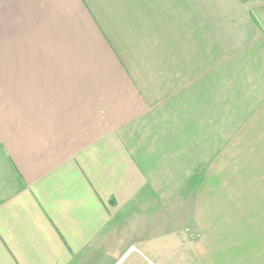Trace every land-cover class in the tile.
<instances>
[{"label": "crops", "instance_id": "0c3cea01", "mask_svg": "<svg viewBox=\"0 0 264 264\" xmlns=\"http://www.w3.org/2000/svg\"><path fill=\"white\" fill-rule=\"evenodd\" d=\"M0 264H264V0H0Z\"/></svg>", "mask_w": 264, "mask_h": 264}, {"label": "rangeland", "instance_id": "374dc122", "mask_svg": "<svg viewBox=\"0 0 264 264\" xmlns=\"http://www.w3.org/2000/svg\"><path fill=\"white\" fill-rule=\"evenodd\" d=\"M189 235H190L191 237H194V238L197 237V233L190 232Z\"/></svg>", "mask_w": 264, "mask_h": 264}]
</instances>
